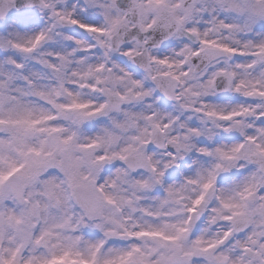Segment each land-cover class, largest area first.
<instances>
[{"label":"snow or ice","instance_id":"6c2138e0","mask_svg":"<svg viewBox=\"0 0 264 264\" xmlns=\"http://www.w3.org/2000/svg\"><path fill=\"white\" fill-rule=\"evenodd\" d=\"M0 264H264V0H0Z\"/></svg>","mask_w":264,"mask_h":264}]
</instances>
